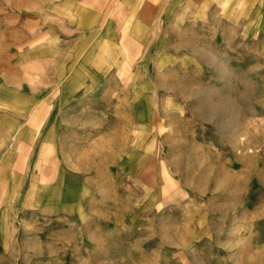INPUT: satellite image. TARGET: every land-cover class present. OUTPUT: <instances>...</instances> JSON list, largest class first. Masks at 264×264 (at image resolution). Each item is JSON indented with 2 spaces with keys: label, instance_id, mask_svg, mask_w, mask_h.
Wrapping results in <instances>:
<instances>
[{
  "label": "rangeland",
  "instance_id": "1",
  "mask_svg": "<svg viewBox=\"0 0 264 264\" xmlns=\"http://www.w3.org/2000/svg\"><path fill=\"white\" fill-rule=\"evenodd\" d=\"M56 5L0 0V264H264V8Z\"/></svg>",
  "mask_w": 264,
  "mask_h": 264
},
{
  "label": "crops",
  "instance_id": "2",
  "mask_svg": "<svg viewBox=\"0 0 264 264\" xmlns=\"http://www.w3.org/2000/svg\"><path fill=\"white\" fill-rule=\"evenodd\" d=\"M92 1L98 2L100 4L98 9L101 10L113 8L114 10L124 11L125 24H128L130 28L157 25L158 23H155L154 19L158 18V16L160 17L165 10L176 11L177 16L184 13L188 18H194V23H202V16L205 11L215 10L220 7L219 5H221L222 9L229 8L224 6L223 3L231 5L236 1H245L254 4V6H262L264 8V0H54L57 4L56 10L74 25L84 24L81 21L80 13H83L81 11L84 10V5ZM178 11L181 12L178 13ZM69 89L70 87L65 88L64 96L65 94L67 95ZM1 146L2 140L0 138ZM8 169L7 163L0 161V170L5 171L6 180Z\"/></svg>",
  "mask_w": 264,
  "mask_h": 264
}]
</instances>
